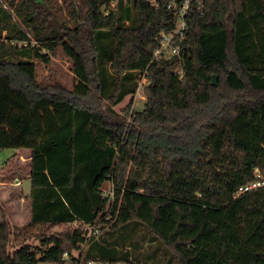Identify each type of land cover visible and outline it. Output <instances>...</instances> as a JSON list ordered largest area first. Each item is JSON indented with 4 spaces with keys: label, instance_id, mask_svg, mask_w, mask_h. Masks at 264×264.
<instances>
[{
    "label": "trees",
    "instance_id": "trees-1",
    "mask_svg": "<svg viewBox=\"0 0 264 264\" xmlns=\"http://www.w3.org/2000/svg\"><path fill=\"white\" fill-rule=\"evenodd\" d=\"M172 18L149 0H0V150H31L27 226H64L11 250L3 214L0 264L83 248L123 264H264V185L238 194L264 180V0H203L182 57L151 63ZM59 47L71 89L38 78ZM150 63L143 108L117 111ZM94 91L104 111L87 105ZM140 193L161 197L149 220ZM204 208L226 209L223 224Z\"/></svg>",
    "mask_w": 264,
    "mask_h": 264
},
{
    "label": "rangeland",
    "instance_id": "rangeland-1",
    "mask_svg": "<svg viewBox=\"0 0 264 264\" xmlns=\"http://www.w3.org/2000/svg\"><path fill=\"white\" fill-rule=\"evenodd\" d=\"M48 53V63L37 62L39 81L47 86L61 85L67 89H71L75 81L74 73L71 68V60L60 47L55 53ZM145 86L146 84L143 85L140 92H136L134 95H128L121 103L115 105L114 108L117 111H122L127 106H130L131 110H141L147 99ZM86 101L89 107L102 111H104L107 106V102L101 100L96 91H94ZM30 161L31 150L29 149L5 148L0 150V220L2 215L5 214L12 225L13 235L11 237V250L19 246L21 242L28 241L38 243L39 236L61 232L64 229V226H27L31 219V202L29 198L31 180L28 178L31 167ZM46 164L45 169L48 173L55 167L57 168L60 166L57 159H50L49 157L46 159ZM111 188V182L104 184V190L107 192H109ZM140 196L143 201H145V204L142 206L134 205V209L144 219L149 220L150 208L147 202L159 200L161 197L153 198L141 193ZM181 204H183L181 201H169L172 210H175L174 208H177ZM204 210L218 225L223 224L226 209L204 208ZM72 256L73 255L67 257L68 259L65 264H73ZM164 257L166 256L162 255V258ZM171 264H177V262L173 260Z\"/></svg>",
    "mask_w": 264,
    "mask_h": 264
},
{
    "label": "built area",
    "instance_id": "built-area-1",
    "mask_svg": "<svg viewBox=\"0 0 264 264\" xmlns=\"http://www.w3.org/2000/svg\"><path fill=\"white\" fill-rule=\"evenodd\" d=\"M155 7H160L165 4L167 9L173 14L171 21L174 22V27L169 31H162L160 34V44L154 50L151 63L153 61H166L175 57H182L184 54L183 44L187 39V29L191 13L194 10H201L203 0H149ZM6 6V4L4 3ZM116 2L113 1L110 5L111 9H116ZM106 13H109L107 9ZM143 72L140 80L137 92H140L144 84H148L146 73H149V67ZM264 185L262 176L258 175L252 182L242 185L238 189V194L247 192L249 190L261 187ZM93 228H91L92 230ZM68 257V253L64 254V258ZM121 261H110L103 259H93L86 257L84 248L76 253L73 264H123Z\"/></svg>",
    "mask_w": 264,
    "mask_h": 264
},
{
    "label": "water",
    "instance_id": "water-1",
    "mask_svg": "<svg viewBox=\"0 0 264 264\" xmlns=\"http://www.w3.org/2000/svg\"><path fill=\"white\" fill-rule=\"evenodd\" d=\"M217 80H216V76L213 77V84H216Z\"/></svg>",
    "mask_w": 264,
    "mask_h": 264
},
{
    "label": "crops",
    "instance_id": "crops-1",
    "mask_svg": "<svg viewBox=\"0 0 264 264\" xmlns=\"http://www.w3.org/2000/svg\"><path fill=\"white\" fill-rule=\"evenodd\" d=\"M30 186H31V184H30ZM30 186H29V189H30Z\"/></svg>",
    "mask_w": 264,
    "mask_h": 264
}]
</instances>
